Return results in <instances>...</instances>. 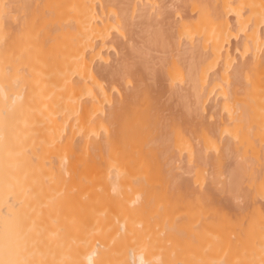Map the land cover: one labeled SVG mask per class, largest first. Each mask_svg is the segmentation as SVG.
<instances>
[{"label": "bare ground", "instance_id": "6f19581e", "mask_svg": "<svg viewBox=\"0 0 264 264\" xmlns=\"http://www.w3.org/2000/svg\"><path fill=\"white\" fill-rule=\"evenodd\" d=\"M0 264H264V0H0Z\"/></svg>", "mask_w": 264, "mask_h": 264}]
</instances>
